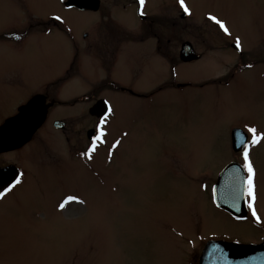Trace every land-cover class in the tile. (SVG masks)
Returning <instances> with one entry per match:
<instances>
[{
	"label": "rangeland",
	"instance_id": "rangeland-1",
	"mask_svg": "<svg viewBox=\"0 0 264 264\" xmlns=\"http://www.w3.org/2000/svg\"><path fill=\"white\" fill-rule=\"evenodd\" d=\"M6 1H10L9 5ZM14 1L0 0V31L28 20L30 13ZM25 1L37 3V0ZM170 2L179 0H145L146 12L159 20L168 13L163 14V6L154 11L157 8L154 5ZM184 3L195 16L176 20L173 46L177 42L180 46L192 42L197 54L224 58L226 65L217 68L208 62L211 58H205L203 63L183 66L177 58L179 81L190 83L189 89H166L148 102L103 89L95 91L93 99L82 105L51 110L53 118L68 119L71 130L63 136L44 128L27 148L42 151L22 152L14 159L23 166L25 178L7 197L8 201L0 204V264H177V261L179 264L191 261L196 253L200 258L209 239L257 243L263 237L264 68L238 74L224 87L227 77L220 80L219 68L223 74L232 69L237 55L230 49L221 51L216 47L217 35L209 32L212 26L202 17L204 13L211 14L225 21L228 34L223 35L222 41L238 38L251 57H256L260 48L264 56V0H184ZM32 11L34 21H45L48 14H55L44 13L45 9ZM100 13L101 21H110L109 12ZM67 15L68 27L76 37L88 31L94 41H101L100 35L95 34L98 29L94 27L93 17L79 13ZM133 17L125 13L115 20L129 26ZM203 25L205 33L198 29ZM167 28L162 31L170 39L171 31H166ZM99 30L108 38L119 40L121 29L111 26V22ZM127 31L130 37L120 45L122 54L116 60L131 54L129 70L132 71L124 69L120 62L115 66V76L136 73V89L148 92L166 77L167 58L158 53L153 55L136 43L144 33L141 22L132 24ZM206 42L212 43V47ZM47 43L50 44L47 56L36 59H23L0 48V70L16 63L19 74L25 70L36 79H43L45 73L53 74L66 57L59 58L55 42ZM90 45H84V49ZM147 46L154 48L153 44ZM166 47L164 52L171 53L172 46ZM86 52L81 59L87 65L84 63L82 68L79 58L73 65L74 69L83 70L82 86L65 84L67 80L59 87L52 86V91H48L52 97L72 99L81 92H93L94 79L103 72L95 67L105 71L106 67L102 66L101 57L98 61L89 55L91 51ZM152 63L158 77L146 75ZM71 66L68 64L67 68ZM111 78L115 79L114 75ZM19 88L25 96L33 92ZM57 88L59 92L54 91ZM21 91L0 87V111L22 102L25 97ZM97 98L108 99L112 112L97 135L101 145L105 134L104 144L94 152L91 147L95 142L86 145L85 135L96 122V116H91L89 110ZM235 128L248 135L244 148L248 151V161L244 158L242 161L247 172L248 162L254 170L253 196L249 197L247 190L248 204L255 205L259 217L243 224L212 203L215 180L223 165L233 159L230 133ZM251 128L256 129L255 143ZM76 130L83 132L80 142ZM73 144L84 152H74L70 148ZM31 155L34 161L26 160Z\"/></svg>",
	"mask_w": 264,
	"mask_h": 264
},
{
	"label": "flooded vegetation",
	"instance_id": "flooded-vegetation-1",
	"mask_svg": "<svg viewBox=\"0 0 264 264\" xmlns=\"http://www.w3.org/2000/svg\"><path fill=\"white\" fill-rule=\"evenodd\" d=\"M69 1L70 0H37V3L29 4L25 0H17V2L15 0L14 2L18 3L19 6L24 11H28L27 13H30L28 20H24L20 24L17 22L14 27L6 28L5 30L0 31L1 50H6L12 53L13 55H17L23 59H36L35 57L47 56V54L50 51V48H49L50 44H48L47 42H55V44L53 45L57 46L56 48L58 49V52L60 54L59 58L66 57L65 62H63L61 65L60 63L57 65V68L55 69L53 74H51L50 72L45 73V77L43 79H39V78L36 79L32 73L25 72V70H22L21 74H19L18 64L16 63H13V65L10 67L11 69L7 68V69L0 70V87L6 86L8 88L13 89L15 92L18 89L21 91L19 87L24 88V89L33 90V92L29 90L30 94H27V96H25L24 93L21 91L23 93L22 96L25 97L22 102L20 103L18 102L17 104H14L11 108H8L7 111L5 110L0 111V128L6 123V121L16 118L19 112V108L25 106L32 98L36 96L41 97L40 99H42L43 101V107L46 108V118L44 122L41 124V126L33 133L30 141H28L24 146L20 148L6 151V152L0 151V170L7 168V167H13V166L16 167L19 170L18 179L20 183L23 182L25 178V173L22 169L23 166L19 162L14 161V159L19 156L18 155L19 153H22V152H41L42 151V149H39V150H35V149L28 150L27 149L31 144H33L34 136L42 132L44 128L45 129L49 128L54 133H58L63 136H65V134H68L71 130L70 125H72V123H69L68 119L53 118L52 115H50L53 112L51 110H56V109L66 107V106L74 107L75 105L77 106L78 104L82 105L86 101L93 99L94 97L93 93L95 91L99 92L100 90H103V89H110L114 93L125 95L135 100H143L147 102L150 101L152 98L156 96L158 97L159 95L163 94L164 91H167L168 89H171V91H181V90L189 89L191 87L190 83H182V82L180 83L179 67L177 66V70H176L177 64L175 65L177 58L180 61V50L184 43H189L195 56H197V59L191 62H187V63L180 61L183 66H190V65L192 66L198 63H203L205 58L206 59L211 58L210 60L208 59V62L211 63V66H216L218 68L219 66L226 65L224 64L225 63V61L223 60L224 58L219 59L218 57H216L215 59H212V57L210 56L207 58L204 55L201 56V54H197L195 52V48L192 42H183L181 46L179 44L177 45L178 43L177 42L176 43L177 46L176 45L173 46L172 43L175 41V37L173 35H174V29L176 28V20L178 18H180L181 20H186L188 18H192L195 16L194 14L190 12L189 8L188 9H189L190 14L185 13L183 8L180 6V2H170V3H165L164 5L163 4L154 5L155 7H157L154 11H157L160 6H163L164 9L161 10L163 11V14L165 12L168 13V15L166 16L167 19L165 15H163L162 17H160L159 20H157V18L149 15V13L146 12L145 0H144L143 5H141L140 0H96L97 1L96 11H92L91 9H86L84 7H79L76 5H69ZM6 2L9 5L10 1H6ZM10 6H12V4H10ZM154 6H150V7H154ZM36 9H39V10L45 9L44 13L54 12L55 14H51V13L48 14L46 16L47 20L45 21H34L32 19L35 14L33 13L32 10H36ZM104 10L109 12L110 21L108 20L101 21L100 12H103ZM56 13H60V14L58 15ZM68 13H79V14H85V15H89L93 17L95 20L94 27L98 29V31L95 34L97 35L98 33V35H100L101 41L98 40L97 36H96V39L99 41V43L98 41L96 42V40L94 41V38L89 36V34L91 33L88 31L83 32L81 34V37H76L71 27L70 28L68 27L69 24L66 19L68 18V15H67ZM125 13L134 16L133 23H132L133 25H135V23L137 24L138 22H141V25L143 27L144 33H141L136 43L141 44L143 48L146 47L147 49L146 51H149V53L152 52L153 55L154 54L156 55V53H158L161 55L162 58L166 57L168 61L167 64L169 65L168 66L169 71H167L166 77L162 78L160 83H158L153 90L148 89L149 90L148 92L147 90L142 91L140 88L136 89L138 88V86L135 84L138 82V78H137L138 74L132 73V74H129V76L127 77H124L123 75V77L119 78L115 76V73H114L115 66L117 64H120V62L122 63L121 66H123L124 69L127 67L128 72L132 71V70H129L131 54L128 58L122 56L123 59L120 58L118 62L116 60L117 58L119 59V57H121V54H122L120 52L121 50L120 45L125 44L126 39L130 37V33L127 30L130 31L132 24L129 26H125L120 20L119 21L115 20V19H119L120 16H124ZM212 16L214 15L204 13L202 18L204 19V22L207 21L211 24L212 26L211 28L206 24V28H210L209 32L213 35H217V38L215 40L216 47L219 48V50L221 51H224L225 49H230L233 52H235L237 55V60L234 62L232 69L225 71V73L223 74L222 70L219 68L220 80L222 78L227 77L225 79L226 81L222 85L226 87L230 79L234 78L238 74L244 73L245 71L254 70L258 67L264 68V56L263 54L260 53L261 48L256 57H251L249 54H247L248 50L243 46V44H241V42H240L241 47L238 49L235 43L236 41L235 39H231V41H228V39L222 41L223 35H227L228 33H225L223 29L218 24L215 23V21L210 19V17ZM57 17H59V19H57ZM149 18L152 20H149ZM219 20L222 21L223 24L227 27L223 19L220 18ZM106 22H111V26L114 25L117 28H119V30L120 29L122 30V32L120 30V32L118 33L119 40H113L112 37L108 38V36H106L104 32H101L99 30L100 26H104ZM153 25H155L154 28H153ZM163 28H167L166 31H171L170 39L167 35L164 36V33H163L164 31H162ZM203 28H204V25L198 27V29L203 30V33H205ZM212 28H214L215 30ZM32 30H35V31H32ZM35 36H38V38L36 39ZM219 41L221 42V45H217ZM147 43L153 44L154 48L152 49L148 47ZM262 43H264V41H262ZM128 44H129V41H128ZM203 44L204 43L202 42V46ZM206 44L212 47V43L206 42ZM84 45H90V46L84 49ZM167 45L172 46L171 53L164 52V49L167 48L166 47ZM86 50L91 51L89 55H92L94 58L97 57L98 61H99V58L101 57L102 66L106 67L105 68L106 71L102 70L100 66L95 67L96 71L99 70L103 72L101 75H98V74L96 75L97 79L96 80L94 79V84L95 83L96 84L92 90L93 92H89L87 94H83L81 92L77 95H74V98L72 99L57 98L56 96L52 97L50 93L48 92V91H52V86L59 87L60 83L63 84L67 80L69 81L66 82L65 84H69L71 86L76 85L78 87L82 86V83L84 80L83 70L79 68V71H78V69L73 68V65L76 60L78 63V58H79V61L80 62L82 61L81 65L83 68L84 66L83 64L85 62H84V59L82 60L81 58L83 57L84 54L88 53L86 52ZM125 51L127 52L128 49L126 48ZM244 54L246 56L242 58L241 56ZM78 55L79 57H77ZM126 55H129V53L127 52ZM69 57H70V61L68 62ZM169 59L171 60L169 61ZM68 64H72V66L67 68ZM150 65L152 66V68L146 69L147 71H149L148 74L146 75L153 77V75L155 74L153 72V68L155 64L152 63ZM12 72L14 74L17 73V75H12V74L10 75V73ZM104 72L106 74H104ZM111 75L112 76L114 75L115 79H112ZM73 76L75 77L71 79ZM210 78H213V77H210ZM19 79H21L20 84L18 82ZM54 91L59 92L60 88L54 89ZM66 100H70V101H66ZM104 101L107 103L108 107L110 108V112L108 116L96 117L95 125L93 127H90L86 131V135H85L86 140H87L86 145L93 143V141L95 142L94 147H91L92 149H94V152H98V150L101 149V147L104 144L105 137H106L105 134L102 137L103 144L101 145H100V138H97V135L100 131H102V125L104 124L105 120L109 118L112 112L111 105L109 106V103H108L109 102L108 99L97 98L95 103L101 102L99 105H103V107L105 108ZM75 121L77 122L76 119ZM22 122L29 124V119L27 118L17 119V121L12 123L11 132L6 135L5 140L13 139L20 132V130L24 126ZM233 130H240V129L235 128ZM76 131L78 132L79 136H81L77 139L78 142H80L83 136V132L82 130H76ZM88 133L92 134L91 138H88ZM231 133H230V138H231ZM243 133L247 136V141H248V135L245 132ZM3 139L4 137L1 136L0 137V150L1 148L3 149V146H4ZM67 141H69V137L65 138L66 143ZM79 147L73 144L70 148L74 149V152H84V149L83 148L79 149ZM242 151L232 152L233 159L229 162H226L223 165V168L221 169L219 174L225 168L231 167L234 170V178L236 180L242 181L243 188H244L243 199H244V207H245V216L239 217V218L233 217L230 213L215 207L221 212H224L231 219L241 224H243V222H246L248 220L251 221V220L257 219V215L255 216L253 215V210L255 211V205H253V207L250 208L248 204V194H247V190H248L247 173L248 172L246 171L245 165L242 161L244 158V152ZM5 157H8V159H5ZM26 160L34 161V159L32 158V155L27 156ZM216 180H215V183H216ZM20 183L16 184L14 188L12 187L13 185L12 184L9 187L11 188V191H8L9 188H7L4 191L5 195L2 198H0V204L8 201L9 198L7 197L10 194H12L13 191H15V189L19 187ZM212 203H213V196H212ZM210 241H225L229 243H235L233 241H227L226 239H221V238L220 239H209L205 242L204 246L206 245L207 242H210ZM263 242H264V234H263V237H261L259 239V242L257 243H253V242L238 243L237 242V244H239V247L238 246L232 247L231 248L232 252L230 254L228 255L227 253L222 254L218 256L219 258H221L219 261H207L206 263L207 264H264V260H262L264 257V254H261L260 252L253 250V248L260 247L259 245ZM244 246H251L253 251L247 252L245 249H248V248H245ZM196 254H195V257L193 258L194 260L192 259L193 261L192 260L185 261V262L183 261V262H179V264H200V260L198 256H196ZM177 264H178V261H177Z\"/></svg>",
	"mask_w": 264,
	"mask_h": 264
},
{
	"label": "water",
	"instance_id": "water-1",
	"mask_svg": "<svg viewBox=\"0 0 264 264\" xmlns=\"http://www.w3.org/2000/svg\"><path fill=\"white\" fill-rule=\"evenodd\" d=\"M69 5L84 7L92 11H96L97 9L96 0H70ZM196 59L197 56H195L189 43H184L180 50V60L187 63ZM40 98L39 96L32 98L25 106L19 108L16 118L6 121L0 128V137H4V146L0 151L6 152L20 148L30 141L33 133L41 126L46 118V108L43 107V101ZM100 103H96L90 109V115L99 117L105 114V108L103 105H99ZM24 118L29 119V124L22 122L24 126L20 132L13 139L5 140L6 135L11 132L12 123L17 121V119ZM91 135V133H88V138H90ZM241 139L247 141V136L240 130H233L231 133V145L234 152H239L242 149L240 145ZM17 175L18 171L14 167H7L0 170V192L8 188L11 183L15 181ZM243 196L244 188L242 181L234 178L233 168H225L218 176L217 182L213 188L215 205L219 209L230 213L233 217H244L245 207ZM235 246L239 247V244L227 243L224 241L208 242L200 256V264H207V261H219L221 258L218 256L226 253L227 255L230 254L232 252L231 248ZM244 247L248 248L245 249L247 252L256 250L264 254V242L260 247L253 248V250L251 246ZM262 260H264V257Z\"/></svg>",
	"mask_w": 264,
	"mask_h": 264
},
{
	"label": "snow or ice",
	"instance_id": "snow-or-ice-1",
	"mask_svg": "<svg viewBox=\"0 0 264 264\" xmlns=\"http://www.w3.org/2000/svg\"><path fill=\"white\" fill-rule=\"evenodd\" d=\"M179 2H180V6L183 8L184 12L190 14L188 7L184 3V0H179ZM140 3H141V5H143L144 0H140ZM57 19H59V17H57ZM210 19L215 21V23L218 24L223 29V31L225 33H228V28L223 24L222 21L217 19L215 16L210 17ZM235 43H236L237 48L239 49L241 46H240V41H239L238 38L236 39ZM249 131L251 133H253L252 142L255 143L256 142V137H255L256 129L251 128V129H249ZM246 143H247L246 140H244V139L240 140V145H241L242 149H244V146H245ZM244 159H245V161H248V151L247 150H244ZM246 167H247V170H248V173H249L248 181H247V183H248V194H249V196H253L252 176L254 175V170H253L250 162L247 163ZM19 183H20V181H19V179H17L15 184L12 185V187L14 188L16 186V184H19ZM8 191H11V188H9ZM4 195H5L4 192H0V198H2ZM249 207L251 208L252 205L250 204ZM253 215L254 216L256 215L254 210H253ZM257 219H259V217H257Z\"/></svg>",
	"mask_w": 264,
	"mask_h": 264
}]
</instances>
